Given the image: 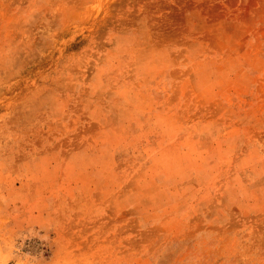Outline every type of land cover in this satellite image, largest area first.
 Here are the masks:
<instances>
[{
  "label": "rangeland",
  "instance_id": "rangeland-1",
  "mask_svg": "<svg viewBox=\"0 0 264 264\" xmlns=\"http://www.w3.org/2000/svg\"><path fill=\"white\" fill-rule=\"evenodd\" d=\"M0 264H264V0H0Z\"/></svg>",
  "mask_w": 264,
  "mask_h": 264
}]
</instances>
